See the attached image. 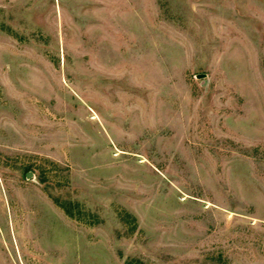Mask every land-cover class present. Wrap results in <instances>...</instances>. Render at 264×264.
<instances>
[{
    "label": "rangeland",
    "instance_id": "374dc122",
    "mask_svg": "<svg viewBox=\"0 0 264 264\" xmlns=\"http://www.w3.org/2000/svg\"><path fill=\"white\" fill-rule=\"evenodd\" d=\"M0 264H264V0H0Z\"/></svg>",
    "mask_w": 264,
    "mask_h": 264
}]
</instances>
